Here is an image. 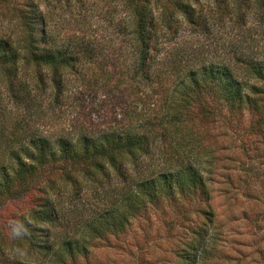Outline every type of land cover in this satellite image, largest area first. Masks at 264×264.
I'll return each mask as SVG.
<instances>
[{"label": "rangeland", "instance_id": "obj_1", "mask_svg": "<svg viewBox=\"0 0 264 264\" xmlns=\"http://www.w3.org/2000/svg\"><path fill=\"white\" fill-rule=\"evenodd\" d=\"M29 1L0 0V37L19 41L23 35L21 10ZM34 1L48 14L62 43L73 45L85 39L101 51L92 61L63 72L65 87L58 97L50 68L25 60L19 63L15 83L26 82L30 92L23 101L14 98L0 68V134L13 137L19 129L49 136L110 130L124 125L134 107L150 110L158 103L160 111L165 109L163 95L151 99L149 86L136 89L139 98L132 90L136 57L127 29L131 14L124 1ZM152 1L156 16L161 17L168 0ZM191 1L207 12L210 26L196 27L181 19L178 34L162 45L158 67L163 61L168 66L178 52L177 61L184 67L199 60L233 62L239 52L264 57V9L259 4L252 2L246 7L242 0L228 14L219 9L218 0ZM207 106L214 112L206 116L195 105L193 121L160 135L153 153L143 158L159 163L167 157L190 161V156L205 172L211 200H163L134 218L125 232L97 242L80 264H187L189 255L197 257L195 264H264V131L257 130L258 115L249 110L240 113L213 99ZM91 189L84 188L82 193L92 195ZM58 191L70 207L75 200L72 185L57 182L52 194ZM96 197L93 202L100 203ZM31 199L22 196L6 202L0 212V262L29 258L27 243L21 240L22 235L14 236L12 229L30 210ZM70 220L72 224L53 228L52 240L57 233L78 230L74 217ZM198 239L203 248L192 251L190 246Z\"/></svg>", "mask_w": 264, "mask_h": 264}, {"label": "trees", "instance_id": "obj_2", "mask_svg": "<svg viewBox=\"0 0 264 264\" xmlns=\"http://www.w3.org/2000/svg\"><path fill=\"white\" fill-rule=\"evenodd\" d=\"M122 1L130 10L127 29L135 47L132 90L136 93L138 87L149 86V97L163 95L167 108L160 111L158 103L150 110L134 107L124 125L110 130L49 136L19 129L14 130L13 137L10 133L0 134V212L6 202L22 196L32 198L30 210L19 221L28 233L21 240L28 245L25 250L29 258L0 264H80L89 258L97 242L125 232L134 218L163 200H211L205 172L190 156V161L167 157L159 163L143 158L153 153L156 139L193 121L195 105L206 116L214 112L207 106L209 99L240 113L249 110L258 115L257 130L264 131V57L239 52L233 62L199 60L184 67L177 61L178 52L168 66L163 61L158 67L162 45L178 34L181 19L196 27H208L211 20L207 12L191 0H168L160 17L156 16L152 0ZM218 1L219 9L229 14V9L236 8L242 0ZM252 2L264 9V0L243 3L247 7ZM20 18L23 35L18 42L0 37V68L9 80L8 89L21 101L28 97L27 83H15L19 63L25 60L53 71L58 97L65 87L63 72L92 61L101 50L85 39L73 45L62 43L48 14L34 0L21 10ZM137 95L139 98L138 92ZM61 181L72 185L75 200L70 207L59 191L52 194ZM84 188H92L93 194H83ZM94 196L100 203L93 202ZM71 216L78 230L73 234L57 233L52 240L53 228L72 224ZM197 241L192 242V251L203 248ZM190 256H186L187 264H195L197 257Z\"/></svg>", "mask_w": 264, "mask_h": 264}, {"label": "clouds", "instance_id": "obj_3", "mask_svg": "<svg viewBox=\"0 0 264 264\" xmlns=\"http://www.w3.org/2000/svg\"><path fill=\"white\" fill-rule=\"evenodd\" d=\"M12 233L14 236L28 235L26 227L23 223H16L13 225Z\"/></svg>", "mask_w": 264, "mask_h": 264}]
</instances>
